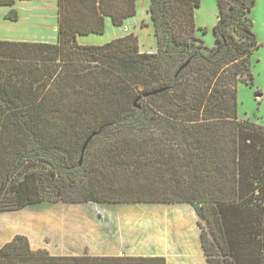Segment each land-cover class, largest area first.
<instances>
[{"label": "trees", "instance_id": "trees-1", "mask_svg": "<svg viewBox=\"0 0 264 264\" xmlns=\"http://www.w3.org/2000/svg\"><path fill=\"white\" fill-rule=\"evenodd\" d=\"M19 1L32 0L0 7ZM137 1L57 0L55 43L0 40V213L199 203L207 264H264V127L237 115L238 85H255L256 0H216L212 48L195 22L202 0H149L154 52L134 34L78 43L104 35L107 19L123 26ZM155 260L51 256L22 235L0 248V264Z\"/></svg>", "mask_w": 264, "mask_h": 264}, {"label": "crops", "instance_id": "crops-1", "mask_svg": "<svg viewBox=\"0 0 264 264\" xmlns=\"http://www.w3.org/2000/svg\"><path fill=\"white\" fill-rule=\"evenodd\" d=\"M141 1L143 0H140L137 6ZM257 2L259 4V0ZM260 2L259 27L253 26L260 46L251 56V70L255 84L251 89L260 91L261 95L255 97L259 106L263 107L255 122L247 116L243 120H249L264 127V0ZM148 7L140 17V21L135 20L136 16L129 18L124 22L123 27H114L107 19L105 34L111 37L105 43L123 37L125 34L122 29L125 27L135 30L137 34L138 30H142L141 24L144 21L148 24L147 29L153 33L151 22L148 20ZM256 7L257 3L250 16ZM0 8V17L4 18L3 28L6 29L4 39L25 40L26 37L18 33L22 26L25 28L24 22L20 18L17 21L5 19L11 8ZM216 8L217 5L215 21L211 28L217 22ZM200 9L195 12L196 25L208 30L207 26L200 25L198 22ZM86 37L89 38L91 35ZM86 37H78V42L82 45H98L95 41L86 44L82 40ZM153 46L155 50L156 44ZM239 85L246 87L245 84ZM16 212H19L18 215H10L13 212L0 213V248L10 242L15 235H22L27 238L31 250H45L51 256L150 258L161 260L149 261L148 264H207L200 239L199 219L188 204H66L59 202L40 203ZM125 262V260L121 261V263Z\"/></svg>", "mask_w": 264, "mask_h": 264}, {"label": "rangeland", "instance_id": "rangeland-1", "mask_svg": "<svg viewBox=\"0 0 264 264\" xmlns=\"http://www.w3.org/2000/svg\"><path fill=\"white\" fill-rule=\"evenodd\" d=\"M140 0L137 1V3ZM57 0H32V1H19L17 2L10 10H15L18 19L20 18L25 28L22 26L18 33L24 38L26 41L29 42H48V43H55L57 40ZM257 3L256 9L252 12L251 19L254 22V27H259V19H260V9H261V2L259 0V4L256 0L255 6ZM149 0L141 1L138 6V14L136 15V21H140V17L146 12V8L148 7ZM202 6L200 5L199 8V19L198 22L204 24L208 27L206 29V33L201 35V39L203 40L205 46L212 48L214 46V37L212 34L211 25L213 21H215V7H216V0H202ZM199 8L197 10H199ZM1 9V8H0ZM217 9V8H216ZM9 10V11H10ZM8 14V13H7ZM145 18V17H143ZM8 20V19H7ZM145 20V19H143ZM149 20V17H148ZM4 18L0 17V40H5L6 36V29L3 28ZM34 24H31V23ZM142 30L135 33V30H130L128 28H123L124 36L128 34H134L138 38V46L140 52H154V44L155 38L153 33H150V30L147 29L148 24L144 21L142 24ZM123 27V26H122ZM106 33V31H105ZM110 35L104 34L101 36L98 35H91L89 38H83L82 40L88 44L92 43L93 41L97 42L98 45L105 43L108 39H110ZM23 40V41H25ZM78 41V39H77ZM79 43V42H78ZM80 44V43H79ZM263 106H259L257 99L254 95V91L243 85H238V110L237 115L240 120H243L246 116L250 118L251 121L255 122L258 114L262 112ZM260 112H259V111ZM80 178H83L80 175ZM80 181H85V179H80ZM19 212L10 213V215H18ZM9 214V213H8ZM205 230H208V227L204 225Z\"/></svg>", "mask_w": 264, "mask_h": 264}, {"label": "water", "instance_id": "water-1", "mask_svg": "<svg viewBox=\"0 0 264 264\" xmlns=\"http://www.w3.org/2000/svg\"><path fill=\"white\" fill-rule=\"evenodd\" d=\"M159 91L155 90V91H152V92H149V93H146L144 95H142V97H146V96H149V95H152V94H155ZM91 139L88 138V140L85 142L84 146H83V149H82V153L84 152L85 150V147L87 146L89 140ZM194 214L196 215V217L199 219V221H203L204 220V215H203V212H202V208H201V205L199 203H194L192 205H190Z\"/></svg>", "mask_w": 264, "mask_h": 264}]
</instances>
